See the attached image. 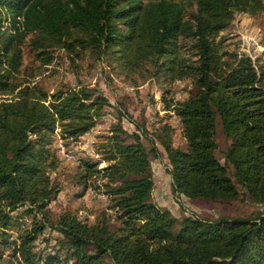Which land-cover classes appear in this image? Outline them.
I'll use <instances>...</instances> for the list:
<instances>
[{
	"label": "trees",
	"instance_id": "16d2710c",
	"mask_svg": "<svg viewBox=\"0 0 264 264\" xmlns=\"http://www.w3.org/2000/svg\"><path fill=\"white\" fill-rule=\"evenodd\" d=\"M191 1L196 6L193 62L177 58L175 49V37L187 28L182 0H0V95L15 93L0 101V264H16L11 256L17 251L22 264L35 261L32 242L46 222L33 223L19 236V244L9 242L7 230L13 211L25 206L27 214L45 213L57 192L49 176L57 166L50 149L56 124L62 138L76 140L94 126L105 103L101 96L90 101L95 89L87 85L48 93L37 84L14 83L28 36L31 47L44 54V63L52 59L49 47L76 53L80 47L114 53L124 68L141 67L148 60L156 71L190 76L195 92L172 108L187 148L162 141L173 193L234 199L239 190L232 175L255 201L264 202V67L245 53H235L233 64L221 61L211 39L228 26L235 11L264 10V0ZM217 117L230 140L224 163L214 153ZM149 139L147 149L140 133L126 135L117 125L104 137L106 165L79 159L77 184L83 193L89 186L103 188L109 204L93 224L70 213L58 217L56 226L74 264H103L104 254L110 264H264V214L178 219L151 201L149 155L157 156L158 149ZM11 243L12 254L5 259L3 247ZM55 261L49 257L47 262Z\"/></svg>",
	"mask_w": 264,
	"mask_h": 264
},
{
	"label": "rangeland",
	"instance_id": "374dc122",
	"mask_svg": "<svg viewBox=\"0 0 264 264\" xmlns=\"http://www.w3.org/2000/svg\"><path fill=\"white\" fill-rule=\"evenodd\" d=\"M182 1L187 28L175 37V49L177 58L193 62L197 58L196 41L192 37L196 6L191 0ZM118 24L124 31L122 21H118ZM28 38L22 45V65L14 77V83L37 84L48 93L82 84L95 89L90 101L97 96L105 99L94 126L76 140L62 138L61 126L56 124L50 149L55 153L57 166L49 176L57 186V192L48 202L46 212L27 214L26 207L20 206L11 213L14 218L7 230L8 240L15 241V244H19V236L33 223L40 219L46 222V227L32 242L31 252L35 256L32 264H49V257L59 260L52 264H74L72 251L68 248L66 237L58 230L56 221L61 214L70 213L83 223L93 224L98 214L106 209L109 201L103 188L97 190L89 186L83 193L82 186L77 184V164L80 158H92L100 163L99 167L106 165L102 149L104 137L111 135L117 125L124 129L126 135L140 133L147 149L151 147L149 138L154 140L158 155H149L153 180L151 201L162 209H168L174 217L180 219L194 214L207 219L254 218L257 214H264V202L255 201L241 189L232 175L239 190L238 197L234 199H192L181 193H173L168 171L170 164L162 141L167 140L173 147L183 150L187 148L180 121L172 108L176 102L195 92L190 76H180L179 70L170 73L160 69L156 71L148 60L142 61L141 67L124 68L122 59L114 53L98 54L90 48L80 47H77V53L49 47L47 50L52 59L44 63V54L39 53L40 49L32 48ZM211 39L221 61L233 64L235 53H245L253 61L258 59V63L264 67V10L254 13L235 11L228 26L212 34ZM13 94L0 95V101L11 98ZM31 137L34 138V135ZM214 140V153L224 163V152L230 140L223 133L218 117ZM127 141L132 139L128 136ZM113 226L111 224V228ZM12 248L13 243L3 247V258L11 256ZM89 249L90 254L95 253L92 246ZM11 257L16 264H22L19 251ZM101 262L110 264L111 259L104 254Z\"/></svg>",
	"mask_w": 264,
	"mask_h": 264
}]
</instances>
